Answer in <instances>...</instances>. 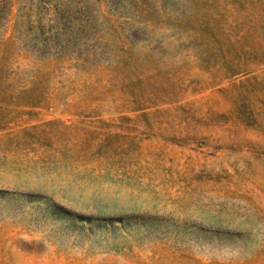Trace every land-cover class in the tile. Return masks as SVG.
<instances>
[{
  "label": "rangeland",
  "instance_id": "obj_1",
  "mask_svg": "<svg viewBox=\"0 0 264 264\" xmlns=\"http://www.w3.org/2000/svg\"><path fill=\"white\" fill-rule=\"evenodd\" d=\"M0 264H264V0H0Z\"/></svg>",
  "mask_w": 264,
  "mask_h": 264
}]
</instances>
